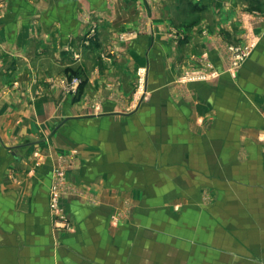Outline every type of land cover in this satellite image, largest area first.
<instances>
[{
  "label": "crops",
  "instance_id": "1",
  "mask_svg": "<svg viewBox=\"0 0 264 264\" xmlns=\"http://www.w3.org/2000/svg\"><path fill=\"white\" fill-rule=\"evenodd\" d=\"M228 43L253 46L234 73ZM202 53L218 74L181 83ZM263 132L264 0H0V264H168L183 237H247ZM62 156L72 231L48 209Z\"/></svg>",
  "mask_w": 264,
  "mask_h": 264
},
{
  "label": "rangeland",
  "instance_id": "2",
  "mask_svg": "<svg viewBox=\"0 0 264 264\" xmlns=\"http://www.w3.org/2000/svg\"><path fill=\"white\" fill-rule=\"evenodd\" d=\"M246 13V9H243ZM257 12V13H256ZM258 15V11H255ZM207 30H204V33ZM184 31L182 28L174 29L172 35L182 37ZM245 47V48H244ZM252 44H236L228 43L226 45V71L228 73L236 72L245 60L238 58V52L241 49L251 50ZM237 48V54H234ZM247 52V51H246ZM250 52V53H251ZM199 59V66H192L182 72L180 82H185L200 79H207L215 77L214 65L210 60L207 53H202ZM203 67V68H202ZM194 74H198L194 77ZM218 74V71H217ZM64 93H70L75 96L81 94L82 80L78 75H65L58 81ZM259 142L264 149L263 133H258ZM62 162H58L54 168L53 180L49 185L48 193V209L51 219L52 230L72 231L73 224L68 217L63 205L62 198L64 195L70 196L72 187L68 183L66 177V170L71 165L69 158L60 157ZM66 159V160H65ZM207 200L210 199V193L206 195ZM131 210L127 208L121 210H114L110 214V224L117 226L124 219L130 217ZM250 213V212H249ZM251 213L255 215L257 220V229L255 232L249 233L247 237H221L220 243L215 241V237H183L186 242L182 244H172L171 247L176 245V248L171 250L172 258L164 259L168 264H264V210L255 209ZM178 237H174L176 239ZM162 238H160L159 251L163 246ZM169 247V248H171Z\"/></svg>",
  "mask_w": 264,
  "mask_h": 264
},
{
  "label": "built area",
  "instance_id": "3",
  "mask_svg": "<svg viewBox=\"0 0 264 264\" xmlns=\"http://www.w3.org/2000/svg\"><path fill=\"white\" fill-rule=\"evenodd\" d=\"M231 50H233V51L236 50L234 54H237V52H238V49L237 48H234V49H231ZM250 52H251L250 49L249 50H247V49H241L238 52V56L237 57L240 58L243 61L246 57H248L250 55ZM214 73H215V75H217V71H214ZM263 137H264V132H263Z\"/></svg>",
  "mask_w": 264,
  "mask_h": 264
}]
</instances>
